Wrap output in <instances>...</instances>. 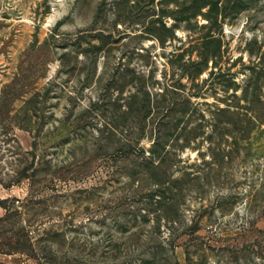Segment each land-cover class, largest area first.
I'll list each match as a JSON object with an SVG mask.
<instances>
[{
  "label": "rangeland",
  "instance_id": "obj_1",
  "mask_svg": "<svg viewBox=\"0 0 264 264\" xmlns=\"http://www.w3.org/2000/svg\"><path fill=\"white\" fill-rule=\"evenodd\" d=\"M108 123L181 131V186ZM2 201L0 264H264V0H0Z\"/></svg>",
  "mask_w": 264,
  "mask_h": 264
},
{
  "label": "trees",
  "instance_id": "obj_2",
  "mask_svg": "<svg viewBox=\"0 0 264 264\" xmlns=\"http://www.w3.org/2000/svg\"><path fill=\"white\" fill-rule=\"evenodd\" d=\"M144 107V108H143ZM142 111H139L140 118H144L145 114L150 110V107L143 103ZM145 110V111H144ZM144 111V112H143ZM172 113V112H171ZM127 113H122V116H125ZM169 115H166L168 117ZM111 128L114 130H98L102 133L104 140L113 141L115 139V144H113L112 150L106 146H99L100 149L104 152L112 151L111 153L116 155H121L120 157L127 159L136 163V165L142 170H135L134 175H139L145 173L149 178H153L156 181V186L160 188L159 192L164 196L168 192H173L172 189L167 188L166 184H170L171 182L178 183L180 179H171L168 173L169 168L176 161V154L167 150L166 144L170 141L169 139L177 136L174 140H178L179 134L176 131L178 130H154V143L153 147L149 151V155H147V151L145 148L140 145L141 139L145 137V130H142V134L140 137L133 138L131 136L133 132L130 130H118V124H109ZM130 133V134H129ZM186 147V144L183 145ZM178 187L181 186L180 183L177 184ZM6 210V215L0 219V227L3 226L9 229L13 234L15 233L18 236L17 243L20 245L21 242L26 244L25 248L18 247L16 244H11L12 247L9 249L10 253H14L16 251H25L24 249L29 248L31 251H34L33 239L29 236V234L25 231L26 227L21 223L23 221V214L16 210L10 209L7 205V201H2L1 204ZM21 217V222L19 219ZM22 224V225H20ZM125 225V224H124ZM11 227V228H10ZM14 245V246H13ZM16 247V248H14Z\"/></svg>",
  "mask_w": 264,
  "mask_h": 264
}]
</instances>
